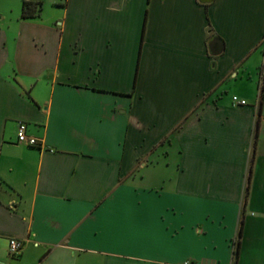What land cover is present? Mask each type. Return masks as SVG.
<instances>
[{"label":"crops","instance_id":"1","mask_svg":"<svg viewBox=\"0 0 264 264\" xmlns=\"http://www.w3.org/2000/svg\"><path fill=\"white\" fill-rule=\"evenodd\" d=\"M262 67L264 0H0V264H264Z\"/></svg>","mask_w":264,"mask_h":264},{"label":"built area","instance_id":"2","mask_svg":"<svg viewBox=\"0 0 264 264\" xmlns=\"http://www.w3.org/2000/svg\"><path fill=\"white\" fill-rule=\"evenodd\" d=\"M231 104L233 106H246L247 101L245 99L239 98L233 95L231 97ZM17 141L20 144H26L30 147H37L39 142L36 138L28 136L26 133V124L24 122H18L16 129ZM22 248V242L17 239L11 238L8 241V253L11 257L18 256Z\"/></svg>","mask_w":264,"mask_h":264},{"label":"trees","instance_id":"3","mask_svg":"<svg viewBox=\"0 0 264 264\" xmlns=\"http://www.w3.org/2000/svg\"><path fill=\"white\" fill-rule=\"evenodd\" d=\"M41 3L39 2H22L21 19H34L39 15ZM264 102V67L260 71V83L258 84V103ZM250 179V170L248 172L247 183Z\"/></svg>","mask_w":264,"mask_h":264}]
</instances>
